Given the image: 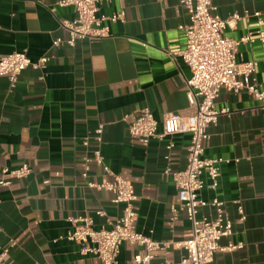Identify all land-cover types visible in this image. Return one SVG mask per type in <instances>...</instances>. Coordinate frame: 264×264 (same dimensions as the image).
<instances>
[{
    "label": "crops",
    "instance_id": "crops-1",
    "mask_svg": "<svg viewBox=\"0 0 264 264\" xmlns=\"http://www.w3.org/2000/svg\"><path fill=\"white\" fill-rule=\"evenodd\" d=\"M62 0H0V56L24 52L32 63L48 55L40 69L28 66L11 87L0 76L1 170L27 163L23 179L9 178L0 186V246L8 248L7 264H101L92 253L65 238L73 229L71 218L89 216L93 228L111 227L121 214L107 190L87 182L108 179L93 159L87 175L84 157L98 149L103 163L129 182L135 191V230L154 241L179 242L191 225L178 207L172 173L185 165L189 134L152 138L146 146L128 132L136 112L147 107L162 132L168 114L190 116L195 103L187 96L190 71L179 56L188 23L181 0H106L99 14L124 12V20L109 23V35L52 46L67 38L61 20H72L75 9ZM217 14L239 19L225 29L234 39L249 31L264 34V0H212ZM258 14L256 16L255 14ZM238 59L255 60L249 82L264 91V47L256 39L243 43ZM246 91L221 88L216 109H227L208 126L204 157L222 158L214 189L204 182L200 196L222 202L232 233L219 244H240L231 251H216L208 264H264V110ZM101 126L99 140L94 129ZM88 138V145L82 140ZM173 142L170 150L167 141ZM168 157L166 158V156ZM238 207L244 219L239 220ZM102 210L103 216L96 211ZM215 216L209 205L198 216ZM137 245L123 242L116 264H134ZM185 250L171 245L156 250L150 264H174Z\"/></svg>",
    "mask_w": 264,
    "mask_h": 264
},
{
    "label": "built area",
    "instance_id": "built-area-1",
    "mask_svg": "<svg viewBox=\"0 0 264 264\" xmlns=\"http://www.w3.org/2000/svg\"><path fill=\"white\" fill-rule=\"evenodd\" d=\"M106 0H62L61 5H72L75 17L72 20H61L60 27L67 33V38L52 40V46L65 43L73 46L77 40L85 38H103L109 35V23L124 20V12H116L110 16L100 15L99 5ZM188 13V23L181 25L185 44L179 56L190 71L186 79L187 96L190 103L196 105V111L190 116L168 114L162 121V132L157 133V121L151 110L144 107L136 112L135 119L129 124V134L146 146L152 138L163 139L174 134H189V144L186 149L185 165L181 170L172 173V180L177 190L178 207H171L173 215L182 211L191 225L187 238L179 242L154 241L135 230L137 209L136 194L133 186L115 174L106 164L98 149L86 155L83 176L86 177L90 159L102 167V173L108 179L100 182H87L89 187L110 191L112 202L121 205V214L110 222L109 229L93 228V220L89 216L71 218L72 231L65 238L80 246L81 253H92L101 264H116L120 245L129 242L139 247L133 256L134 264H150L153 253L161 250L167 253L171 245L181 247L185 254L174 264H208L216 251H231L240 248V244L221 246L219 241L232 233V222L222 212V202L213 199L209 202L200 196L203 188L202 175L209 180V187L214 189L219 175V164L222 158L204 157V142L208 138L207 128L217 122L218 117L227 113V109H216L215 100L221 88L237 93L246 91L254 96L264 110V91L256 83L249 82L255 72V60L242 61L238 59V49L243 43H252L256 39L264 47V34L259 30L249 31L238 39L225 35V29L232 26L240 18L238 14L223 19L216 12L212 0H181ZM258 16V14H255ZM48 55H42L36 63H32L24 52H11L0 56V76L7 79L14 87L21 72L28 66L40 69L48 61ZM95 139L99 140L101 126L94 129ZM88 145V138L82 140ZM173 147L172 141H167L165 149ZM168 155L166 156V158ZM30 171L27 163H22L14 169L4 167L1 170L0 186L10 183L9 178H25ZM209 205L215 216H198L199 210ZM239 220L245 217L241 207H238ZM97 216H103L102 210L96 211ZM0 246V264H7L8 248L13 245ZM168 264V263H167Z\"/></svg>",
    "mask_w": 264,
    "mask_h": 264
}]
</instances>
